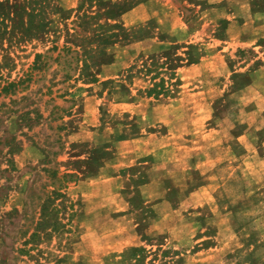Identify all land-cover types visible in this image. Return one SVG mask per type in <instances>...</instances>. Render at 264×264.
Masks as SVG:
<instances>
[{"label":"rangeland","instance_id":"obj_1","mask_svg":"<svg viewBox=\"0 0 264 264\" xmlns=\"http://www.w3.org/2000/svg\"><path fill=\"white\" fill-rule=\"evenodd\" d=\"M2 1L0 264H264V0H146L121 15L154 18L197 54L168 96L133 101L78 77L74 44L95 43L66 35L79 0L31 37L27 0ZM86 6L92 29L111 21ZM151 43L117 45L112 72ZM52 190L63 196L40 215Z\"/></svg>","mask_w":264,"mask_h":264},{"label":"trees","instance_id":"obj_2","mask_svg":"<svg viewBox=\"0 0 264 264\" xmlns=\"http://www.w3.org/2000/svg\"><path fill=\"white\" fill-rule=\"evenodd\" d=\"M146 0H79L75 9V18L77 28L73 32H69L67 28L66 35L74 36L80 42L88 34L95 37V43L87 47H81L75 42L74 46L80 49L78 56V77L85 84H97L100 86L99 94L107 89L106 95L110 96L114 93H125L129 96V100H137L138 98H154L168 96L179 84L175 70L183 65L195 63L197 54L193 46L185 42L177 43L173 35L159 32L157 22L154 18H150L143 23L125 25L120 17L123 13L130 10L137 4ZM92 13V8H101L106 6L105 14L111 20L104 22L92 29L89 11H81L85 5ZM202 3L198 1L199 4ZM8 6L0 0V40L7 37L9 30L7 28V19L9 17ZM96 9V8H95ZM24 11L26 16L23 19L24 31L31 36H39L45 34L52 25L53 15L66 16L65 9L61 4V0H27ZM81 11V12H80ZM63 16V18H64ZM66 18V17H65ZM10 40V38H7ZM155 41H152L154 40ZM151 40L149 48L139 51L134 55L131 54V64L116 74L115 77L100 78L101 67L112 63L115 59L114 48L119 45L121 47L132 45L137 42ZM69 49V48H68ZM182 49L181 52L178 50ZM38 55V54H37ZM146 80L147 84L135 87V80ZM173 80V81H172ZM13 86L12 82L7 83L2 89ZM173 88V90H172ZM135 90V93H132ZM116 139H124L123 134L115 135ZM102 146V145H101ZM101 146H98L99 150ZM74 174L64 173L62 176L72 177ZM51 197L47 198L40 208V215H45L47 202L63 196L60 192L51 191ZM42 220V219H41ZM35 232L30 234L34 236ZM128 252H136V247H130ZM136 261H140V256L136 257Z\"/></svg>","mask_w":264,"mask_h":264},{"label":"crops","instance_id":"obj_3","mask_svg":"<svg viewBox=\"0 0 264 264\" xmlns=\"http://www.w3.org/2000/svg\"><path fill=\"white\" fill-rule=\"evenodd\" d=\"M202 1L206 3V1L208 2L209 0H202ZM218 1H220V0H218ZM145 2H146V1H145ZM141 4H142V3L137 4L136 6H134L133 8H131L130 10H128V11H126L125 13H123L122 15H127L128 13H130V11H132V10L135 9L136 7H139ZM136 23H137V22H136ZM175 38H176V37H175ZM152 41H155V39L152 40ZM190 41H191V40L188 39V37H187V39H179V38H176V42H177V43L185 42V43H187V44H191ZM114 57H115L114 61H113L112 63L106 65L107 68L109 67V69H108V73H106L105 75H103V76L101 77V79H105V78H110V77H115V76H116L117 73L114 74V73L112 72V68H113L112 66H114L115 63H116V54H115ZM193 64H195V63H191V64H188V65L180 66V67H178V68L175 70V72L178 73V71H180L181 69H189V68L192 67Z\"/></svg>","mask_w":264,"mask_h":264}]
</instances>
